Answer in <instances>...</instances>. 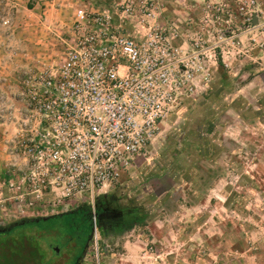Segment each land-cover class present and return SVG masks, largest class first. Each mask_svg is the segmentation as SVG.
Segmentation results:
<instances>
[{"label":"rangeland","instance_id":"1","mask_svg":"<svg viewBox=\"0 0 264 264\" xmlns=\"http://www.w3.org/2000/svg\"><path fill=\"white\" fill-rule=\"evenodd\" d=\"M125 4L133 9L128 16ZM78 7L110 9L131 36L146 32L137 22H157L190 53L201 36L207 68L106 192L130 207L132 227L102 231L93 223L78 264H264V0H0L6 108L22 105L26 69L63 58ZM15 126L0 121V225L92 206L50 209L15 197L9 181L19 182L22 172L9 164L4 144ZM46 237L57 246L65 235ZM67 249L61 242L49 263H73L77 252Z\"/></svg>","mask_w":264,"mask_h":264},{"label":"built area","instance_id":"2","mask_svg":"<svg viewBox=\"0 0 264 264\" xmlns=\"http://www.w3.org/2000/svg\"><path fill=\"white\" fill-rule=\"evenodd\" d=\"M121 7L132 14L130 4ZM140 24L146 32L131 36L110 9L76 8L60 62L23 72L21 106L6 108L0 95V121L16 123L4 144L22 172L9 181L18 200L50 209L93 204L146 152L194 78L207 74L201 36L190 53L173 44L175 30Z\"/></svg>","mask_w":264,"mask_h":264},{"label":"trees","instance_id":"3","mask_svg":"<svg viewBox=\"0 0 264 264\" xmlns=\"http://www.w3.org/2000/svg\"><path fill=\"white\" fill-rule=\"evenodd\" d=\"M82 207L87 208L88 211L90 210V205H82L79 208L82 209ZM79 208L52 214L46 219L39 218L37 221L26 219L23 223L0 232V264H50V258L55 259L59 254L58 249L61 242L67 245V248L71 250V254L77 252L73 254L74 259L71 264H74L85 243V239H82L73 242L74 248H70L72 239L76 234L75 225L80 220L74 213ZM124 221L125 228L132 227L133 222L130 212L125 215ZM57 233H63L65 237L56 246L58 243L54 244L46 236ZM48 250H51L52 255H48ZM67 256L69 257L68 253ZM51 264L55 263L52 262Z\"/></svg>","mask_w":264,"mask_h":264},{"label":"flooded vegetation","instance_id":"4","mask_svg":"<svg viewBox=\"0 0 264 264\" xmlns=\"http://www.w3.org/2000/svg\"><path fill=\"white\" fill-rule=\"evenodd\" d=\"M129 212H130V207L127 204L121 203L119 201V198L116 196V194L105 193L99 195L98 197L95 198L92 206H90L89 211L85 207H82V209L79 208L78 210L75 211L74 213L75 216H77L80 220L75 225L76 234L74 235L71 244L73 245V242L85 239L84 248H83L85 252L87 247L86 242L93 229V223H95V225L99 227L102 231L107 228L111 229V228H118L121 226L124 227L125 215L128 214ZM72 245H70L71 249L74 248V245L73 246ZM83 254L81 252L77 257L80 256L81 259Z\"/></svg>","mask_w":264,"mask_h":264},{"label":"water","instance_id":"5","mask_svg":"<svg viewBox=\"0 0 264 264\" xmlns=\"http://www.w3.org/2000/svg\"><path fill=\"white\" fill-rule=\"evenodd\" d=\"M50 215H44V216H37V217H31V218H21L19 220H14L6 225H0V232L10 229L12 226L23 223L26 219H32L37 221L39 218L46 219ZM84 253V250L82 251V254ZM80 259V256L77 257L74 264H78V261Z\"/></svg>","mask_w":264,"mask_h":264},{"label":"crops","instance_id":"6","mask_svg":"<svg viewBox=\"0 0 264 264\" xmlns=\"http://www.w3.org/2000/svg\"><path fill=\"white\" fill-rule=\"evenodd\" d=\"M128 30V29H127ZM129 32V33H128ZM127 34H130V31H127ZM131 35V34H130ZM182 39H184V37H182ZM120 184V183H119ZM120 187V186H119Z\"/></svg>","mask_w":264,"mask_h":264}]
</instances>
